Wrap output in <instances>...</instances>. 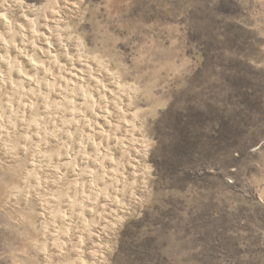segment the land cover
<instances>
[{"label":"rangeland","instance_id":"rangeland-1","mask_svg":"<svg viewBox=\"0 0 264 264\" xmlns=\"http://www.w3.org/2000/svg\"><path fill=\"white\" fill-rule=\"evenodd\" d=\"M74 1L62 38L109 73L135 138L101 264H264V0ZM19 200L0 195V264H59L22 254Z\"/></svg>","mask_w":264,"mask_h":264},{"label":"bare ground","instance_id":"bare-ground-1","mask_svg":"<svg viewBox=\"0 0 264 264\" xmlns=\"http://www.w3.org/2000/svg\"><path fill=\"white\" fill-rule=\"evenodd\" d=\"M74 3L0 0L1 205L29 207L20 251L37 263L101 264L100 241L138 182L121 90L62 38Z\"/></svg>","mask_w":264,"mask_h":264}]
</instances>
